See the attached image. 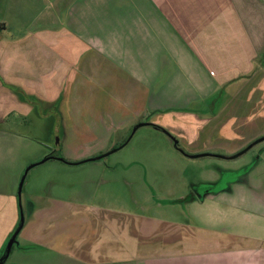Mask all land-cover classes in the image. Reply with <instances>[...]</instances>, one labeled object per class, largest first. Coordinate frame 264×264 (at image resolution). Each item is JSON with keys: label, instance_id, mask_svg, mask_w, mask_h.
<instances>
[{"label": "crops", "instance_id": "1", "mask_svg": "<svg viewBox=\"0 0 264 264\" xmlns=\"http://www.w3.org/2000/svg\"><path fill=\"white\" fill-rule=\"evenodd\" d=\"M0 1V251L31 204L14 262L264 264V0ZM141 126L165 196L21 203L42 156L97 160Z\"/></svg>", "mask_w": 264, "mask_h": 264}, {"label": "rangeland", "instance_id": "2", "mask_svg": "<svg viewBox=\"0 0 264 264\" xmlns=\"http://www.w3.org/2000/svg\"><path fill=\"white\" fill-rule=\"evenodd\" d=\"M1 5L3 6L2 1H0ZM3 13L4 9L1 7L0 16ZM155 134L162 133L150 127L141 126L134 134H131L125 144L122 142L110 144L114 147L122 144L120 148L109 153L106 150L93 161L74 164L70 160L57 158L38 162L27 170L22 180L19 196L21 203H25L28 196L38 205L45 204L51 199L67 201L90 198L104 204L123 201L129 203L133 199H143L145 192L165 196L167 193L163 187L174 179V175L169 174V169L174 162L169 161L170 155L162 146L156 149L154 148L157 144L152 143L154 148L150 146ZM43 138L48 139L47 136ZM148 140L149 144H147ZM194 164L198 162L188 163L185 175L189 179L198 181L204 172L198 171ZM151 185L156 187V192L152 190ZM172 194L175 193L172 192ZM17 240L15 238L11 250L0 264H36L34 255L31 259L29 255H25L23 261L14 262V254L18 247ZM2 248L1 256L5 250V247Z\"/></svg>", "mask_w": 264, "mask_h": 264}, {"label": "water", "instance_id": "3", "mask_svg": "<svg viewBox=\"0 0 264 264\" xmlns=\"http://www.w3.org/2000/svg\"><path fill=\"white\" fill-rule=\"evenodd\" d=\"M115 148L107 151V153H109L110 151L114 150ZM45 158H42L40 161H43L45 160ZM30 166V165H29ZM29 166H27L23 172V174L21 175L20 179H19V182H18V186H17V195L19 196V193H20V189H21V184H22V180H23V177H24V174L26 172V170L29 168ZM22 223H23V214L21 212H19V218H18V223H17V226L15 227L14 231L11 233L10 237L8 238L7 240V243H6V246H5V250H4V254L0 257V261L7 255V253L9 252V249L14 241V237L15 235L18 233V231L20 230L21 226H22Z\"/></svg>", "mask_w": 264, "mask_h": 264}, {"label": "trees", "instance_id": "4", "mask_svg": "<svg viewBox=\"0 0 264 264\" xmlns=\"http://www.w3.org/2000/svg\"><path fill=\"white\" fill-rule=\"evenodd\" d=\"M31 209H32L31 204H28L27 208H24V207H20V206H19V211H20L21 213H23V216H24V215H28V214L30 213ZM17 223H18V220H17ZM17 223H16V225H17ZM16 225H15V227H16ZM15 227H14V228H15ZM10 234H11V233H10ZM7 239H8V238H7ZM7 239L5 240V243H6ZM5 243H4V245H5ZM4 245H3V247H4ZM2 249H3V248H2Z\"/></svg>", "mask_w": 264, "mask_h": 264}]
</instances>
